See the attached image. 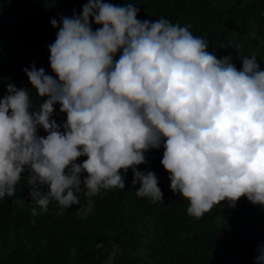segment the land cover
<instances>
[{
  "label": "clouds",
  "instance_id": "obj_1",
  "mask_svg": "<svg viewBox=\"0 0 264 264\" xmlns=\"http://www.w3.org/2000/svg\"><path fill=\"white\" fill-rule=\"evenodd\" d=\"M138 12L132 3L87 0L81 14L50 21L53 75L33 64L24 69L31 90L8 83L0 98V200L14 196L26 174L43 212L55 202L62 215L83 194L86 217L92 198L125 189L131 170L132 187L140 185L135 195L162 202L157 175L138 170L149 163L146 153L162 147L170 190L188 201V216L200 219L222 202L235 208L242 197L264 207V70L257 57L241 58L237 69L190 25L139 20ZM248 35L257 39L255 24ZM56 105L66 115L59 123ZM118 253L113 244L109 262ZM255 264H264V247Z\"/></svg>",
  "mask_w": 264,
  "mask_h": 264
},
{
  "label": "trees",
  "instance_id": "obj_2",
  "mask_svg": "<svg viewBox=\"0 0 264 264\" xmlns=\"http://www.w3.org/2000/svg\"><path fill=\"white\" fill-rule=\"evenodd\" d=\"M139 8V20L160 17L190 25L195 36L208 41L218 58L255 55L264 70V0H105ZM87 0H0V98L8 83L31 90L25 68L34 64L53 75L48 46L56 39L50 21L81 14ZM257 39L248 35L253 30ZM93 30L97 27L94 23ZM239 45V46H238ZM34 103L38 98L33 94ZM39 102H42L39 101ZM54 119L66 120L59 105ZM39 135L46 133L41 129ZM163 192L162 202L135 195L132 172L125 174V189L102 191L93 197L92 212L79 209L87 200L57 215L53 202L43 212L31 200V185L23 174L12 197L0 200V264H255L264 247V207L242 197L236 207L222 202L200 219L187 214L188 201L170 190L168 173L161 166L163 148L145 154ZM85 158L77 162L82 163ZM86 175V174H85ZM83 179V176H82ZM83 188V184L81 185ZM36 208L37 215H32ZM104 247L98 248V244ZM119 246L113 256L112 246Z\"/></svg>",
  "mask_w": 264,
  "mask_h": 264
}]
</instances>
